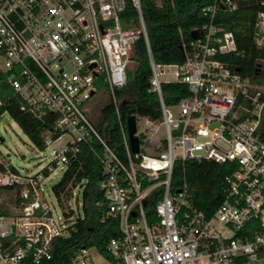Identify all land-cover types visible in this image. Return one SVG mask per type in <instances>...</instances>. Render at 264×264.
<instances>
[{
	"label": "built area",
	"instance_id": "1",
	"mask_svg": "<svg viewBox=\"0 0 264 264\" xmlns=\"http://www.w3.org/2000/svg\"><path fill=\"white\" fill-rule=\"evenodd\" d=\"M130 3L137 9L136 25L126 15ZM237 6L236 0H209L202 6L207 21L193 28L199 36L184 42L185 59L159 63L151 53L142 0H0V70L22 96L23 109L43 122L53 120L44 131L53 158L42 172L26 174L0 154V187H19L22 199L4 203L8 211H0V264H42L53 255L54 239L70 235L84 218L86 179L67 184L60 194L52 186L55 199L44 183L54 166L68 168L82 143L92 146L103 165V218H118L121 234L110 239L106 252L80 246L70 264H264V83L224 59L237 50L236 37L215 22L220 9ZM142 37L162 116H140L142 141L133 152L117 89L129 79ZM255 41L264 47V10ZM170 81L185 83L190 94L167 103L162 86ZM100 88L114 103L127 161L89 116ZM95 137L101 149L91 144ZM187 159L230 168L223 199L211 213L193 203L186 179L172 189L175 163ZM159 187L151 221L146 203ZM75 197L82 210L73 206Z\"/></svg>",
	"mask_w": 264,
	"mask_h": 264
},
{
	"label": "trees",
	"instance_id": "2",
	"mask_svg": "<svg viewBox=\"0 0 264 264\" xmlns=\"http://www.w3.org/2000/svg\"><path fill=\"white\" fill-rule=\"evenodd\" d=\"M234 10L220 9L215 18L217 24L235 33L237 50L224 56V59L238 63L240 72L249 76L253 81L264 83V47H259L255 41L256 22L260 11L264 10L263 0H236ZM209 0H142L143 12L148 28L151 53L159 63L182 62L185 59L184 42L192 39L194 27L202 26L207 21L202 12V6ZM126 15L133 17L132 24L138 23V13L132 3L129 4ZM135 65L131 69L125 85L117 89L121 99V118L127 127V117L146 115L158 119L162 116L159 94L150 89L152 68L150 53L144 37L138 40L134 51ZM261 67L258 68V65ZM163 96L167 103H176L182 97L190 94L187 85L180 81L163 83ZM0 115L9 112L32 142L40 149H45L44 131L52 126L53 120L45 122L35 118L22 108L23 98L15 93L8 81L7 73L0 70ZM94 123L106 141L116 149L118 154L127 161V152L113 101L110 100L102 107L101 113ZM264 132V112L262 119ZM142 141V135H140ZM101 149V142L93 138L92 143ZM230 171L227 164H221L211 159L177 160L172 174V189L182 186L186 179L192 192L193 203L208 213L216 209L223 199L224 176ZM105 177L103 165L89 143H82L80 151L63 173L61 179L53 184V189L60 194L67 184L76 185L86 179L82 191L83 209L85 216L76 223L68 236L54 239L53 255L42 264H70L75 251L82 245H95L106 252V245L112 237L120 236L121 230L118 218L107 216L106 207L102 204L104 191L100 182ZM148 181L144 182V185ZM16 188V193L10 194L6 202L20 204L19 187L4 185L0 191ZM155 196L148 199L146 208L151 221L156 219L155 203L162 195L159 187ZM0 211L4 205L0 206Z\"/></svg>",
	"mask_w": 264,
	"mask_h": 264
},
{
	"label": "rangeland",
	"instance_id": "3",
	"mask_svg": "<svg viewBox=\"0 0 264 264\" xmlns=\"http://www.w3.org/2000/svg\"><path fill=\"white\" fill-rule=\"evenodd\" d=\"M135 62L132 63L134 67ZM264 67V62L263 65ZM171 67V70H174ZM110 100L109 92L106 88H100V90L91 98L88 111L90 118L94 121L101 113L102 107ZM8 119V121L6 120ZM138 124H142L140 116L137 118ZM163 129L160 130V133ZM70 137L68 134L65 138ZM4 139V140H2ZM52 147H46L45 149L38 148L30 139L28 134L22 129L16 119L9 113L4 112L0 115V154L4 158H8L11 163L18 169L23 170L26 174H36L42 172L43 169L52 161L51 153ZM145 151L144 148H142ZM8 153L10 155L8 156ZM47 175L44 177L45 190L50 194L51 198L55 199L54 192L52 190L53 184L58 182L65 170L63 164H58L53 167ZM16 193V189L9 191H0V206L4 205L10 194ZM73 206L76 210H82V207L78 205L76 197L73 200Z\"/></svg>",
	"mask_w": 264,
	"mask_h": 264
},
{
	"label": "water",
	"instance_id": "4",
	"mask_svg": "<svg viewBox=\"0 0 264 264\" xmlns=\"http://www.w3.org/2000/svg\"><path fill=\"white\" fill-rule=\"evenodd\" d=\"M191 36L194 38L198 37L199 31L197 29L192 30ZM260 67H261V63L260 65H258V68ZM6 120L8 121V119ZM127 129H128V135H129L131 148L133 152H138L140 149V138L137 134V118L135 114H130L127 117ZM8 155H10V153H8Z\"/></svg>",
	"mask_w": 264,
	"mask_h": 264
}]
</instances>
